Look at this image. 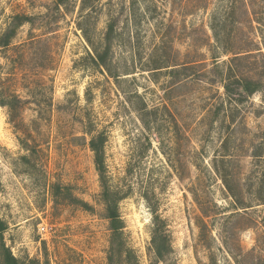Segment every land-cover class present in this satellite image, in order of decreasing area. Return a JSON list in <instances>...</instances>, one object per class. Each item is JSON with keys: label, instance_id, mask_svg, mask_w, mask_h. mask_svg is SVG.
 <instances>
[{"label": "rangeland", "instance_id": "obj_1", "mask_svg": "<svg viewBox=\"0 0 264 264\" xmlns=\"http://www.w3.org/2000/svg\"><path fill=\"white\" fill-rule=\"evenodd\" d=\"M16 15L0 47V218L21 264H109L99 133L131 262L154 261V205L158 264H264V0H0V34ZM242 79L258 89L226 93Z\"/></svg>", "mask_w": 264, "mask_h": 264}, {"label": "trees", "instance_id": "obj_2", "mask_svg": "<svg viewBox=\"0 0 264 264\" xmlns=\"http://www.w3.org/2000/svg\"><path fill=\"white\" fill-rule=\"evenodd\" d=\"M25 16L16 15L12 18L10 24L0 34V47L8 46L12 39L15 37L17 29L26 21ZM112 30V27H110ZM112 35L110 31L104 38L105 47L102 51L96 52V58L93 59L96 64L104 65L106 57L110 49V41ZM224 88L227 94H238L240 96L252 95L257 89L258 85L251 79L235 80L224 84ZM0 104L5 105V101L0 99ZM104 141L105 137L102 133L92 136L89 141V148L93 152L95 169L99 174V180L101 183V197L105 203L106 217L109 220L110 229V246L108 250V262L109 264H134L131 262L132 251L126 246L122 238L123 221L119 215L117 202L123 197L119 195L117 191L111 189L106 181L105 166H104ZM68 188L65 187V198H68ZM71 195V194H70ZM73 201H77L83 207L88 209L90 206L81 200L76 198ZM152 218V236L151 247L153 252L154 261L151 264H158L160 260L164 259L168 251L170 250V243L166 232L165 221L158 214L154 205L151 207ZM7 225L4 220L0 218V256L2 264H21L19 259L12 253L11 249L5 244L3 239V233ZM35 260H30L27 264H35Z\"/></svg>", "mask_w": 264, "mask_h": 264}, {"label": "built area", "instance_id": "obj_3", "mask_svg": "<svg viewBox=\"0 0 264 264\" xmlns=\"http://www.w3.org/2000/svg\"><path fill=\"white\" fill-rule=\"evenodd\" d=\"M38 229H39V232H40V233H45V232H46V227H45V226H42V225H41V226H39Z\"/></svg>", "mask_w": 264, "mask_h": 264}]
</instances>
